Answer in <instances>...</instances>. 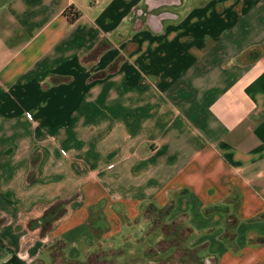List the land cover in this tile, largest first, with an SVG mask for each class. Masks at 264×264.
Listing matches in <instances>:
<instances>
[{
  "label": "crops",
  "instance_id": "0c3cea01",
  "mask_svg": "<svg viewBox=\"0 0 264 264\" xmlns=\"http://www.w3.org/2000/svg\"><path fill=\"white\" fill-rule=\"evenodd\" d=\"M0 240L264 264V0H0Z\"/></svg>",
  "mask_w": 264,
  "mask_h": 264
},
{
  "label": "rangeland",
  "instance_id": "374dc122",
  "mask_svg": "<svg viewBox=\"0 0 264 264\" xmlns=\"http://www.w3.org/2000/svg\"><path fill=\"white\" fill-rule=\"evenodd\" d=\"M138 225L139 226H138V228L136 230V233L132 229L124 230L119 235V237L116 239V241H114V242H116L115 243L116 247H119L120 249H136L137 245H139V248L137 250V251H139V250L142 249V247H145V249H147L146 248L147 245L151 244V242H152V246L154 245L153 247L157 246L156 245V241L157 240H151V242L147 241V238L144 236L143 233H141L142 230L146 231L148 229V227H147L148 225L145 224V223H141V222H139ZM173 227H174V225H168V226H166V229L170 230ZM131 230H132V232H131ZM130 233L134 234V236L136 238H138V240L136 242H134V240L130 238V236H129ZM123 239H125V240H123ZM102 242H104V240H102ZM170 242H171V240L165 241L166 245H168ZM163 243L164 242L162 241L161 247H166V245H164ZM45 244H46V242H45ZM52 247L55 248L56 252H59L61 247H62V245L58 246V243H57V244L53 245ZM107 248H109V247H107ZM166 248H168V246ZM10 250L9 249L7 250V252H8L7 254L8 255H9V253H13L14 252L13 250L12 251H10ZM21 250L22 251L19 252L20 259L23 262L32 263L33 264L34 262L30 261L31 260V256L28 255V253H26L25 249H21ZM113 255L114 254L111 255V253H109V252L103 253V252L98 251V252L92 254L91 256L89 255L88 259H87V256L82 258V259H79L80 262H78V259L72 261L71 259L68 260L64 256L57 255V258L55 259L54 264H110L111 259H113V262H114V259L119 260L117 264H132V262L130 261V257H123L122 258V256H120L118 254H116L114 256ZM112 256H113V258H112ZM165 257L167 259V260H165L166 264H176V262H177L176 260H177L178 256L174 257L171 254V256H165ZM141 258L144 260L143 262L149 264L150 262H152V260H154L157 263L158 260H162L163 259V256L162 255L160 256V255L157 254V255H154V256H149V257L145 256V257H141ZM169 259H172V261L169 262ZM2 260H3V257L0 256V264L4 263V262H2ZM192 260H195V259H192ZM162 261H164V260H162ZM8 262L9 261H5V263H8ZM11 263H13V262H11ZM35 264H41V262L39 263V262L36 261Z\"/></svg>",
  "mask_w": 264,
  "mask_h": 264
},
{
  "label": "trees",
  "instance_id": "16d2710c",
  "mask_svg": "<svg viewBox=\"0 0 264 264\" xmlns=\"http://www.w3.org/2000/svg\"><path fill=\"white\" fill-rule=\"evenodd\" d=\"M64 15L68 18L70 23H74L81 16V12L75 9L74 6H71L64 11ZM0 243L3 244V241L0 240Z\"/></svg>",
  "mask_w": 264,
  "mask_h": 264
}]
</instances>
